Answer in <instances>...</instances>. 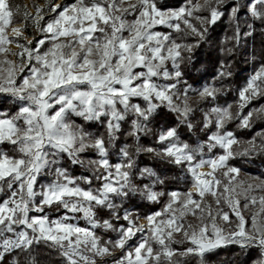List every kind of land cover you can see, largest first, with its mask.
<instances>
[{"label": "snow or ice", "instance_id": "6c2138e0", "mask_svg": "<svg viewBox=\"0 0 264 264\" xmlns=\"http://www.w3.org/2000/svg\"><path fill=\"white\" fill-rule=\"evenodd\" d=\"M229 4L233 21L244 7L253 21L264 24V0L243 5L239 0H188L175 9L159 0H47L34 6V14L25 8L16 26L20 6L0 0V94L11 99L14 109L0 108V262L16 254L36 264L32 253L44 245L58 251L62 264H103L117 251L121 255L114 264H182L185 257L203 258L237 245L256 250L253 264H264V181L245 184L230 163L264 153V130L247 141L229 130L233 123L251 129L264 121V104L253 106L264 100V64L237 89L232 104L217 103L223 90L214 85L196 92L207 105L200 109L205 140L190 144L177 128L162 126L154 133L158 147L140 144L160 109L175 113L179 124L193 130L197 109L189 102L191 85L179 91L181 65L191 60ZM29 21L39 39L25 35ZM248 28L245 37L252 35L253 25ZM233 39L240 43L238 24ZM224 68L220 79L231 76ZM93 124L104 131L90 133L86 125ZM125 124L123 134L133 143H125L119 162L113 163L110 148ZM89 151L95 158L81 159ZM141 152L180 169L188 189L155 190L163 181L137 166L134 157ZM63 158L93 175H71L60 166ZM48 176L52 179L41 184ZM137 179L151 182L141 187ZM136 194L152 204L167 200L159 210L138 216L124 208ZM105 211L108 219L100 215ZM52 212L60 214L53 217Z\"/></svg>", "mask_w": 264, "mask_h": 264}, {"label": "trees", "instance_id": "16d2710c", "mask_svg": "<svg viewBox=\"0 0 264 264\" xmlns=\"http://www.w3.org/2000/svg\"><path fill=\"white\" fill-rule=\"evenodd\" d=\"M65 3L68 0L64 1ZM162 5L168 8H179L185 5L188 0H159ZM196 0H193L195 3ZM247 0H239L241 5L245 4ZM222 11L224 15L217 21V23L211 26L204 38L200 41L198 46L195 47L191 53V60H186L181 65V70L184 73L183 81L179 85L180 92L186 85H191V89H201L205 85H214L217 88H221L223 93L219 97L217 103L220 105L232 104L237 98V89L242 87L246 80L257 70L262 64H264V24L259 21H253L248 15L247 9L241 7V10L237 14L238 19L233 21L230 18L231 4L226 5ZM207 13H204L206 15ZM21 17H16V22H20ZM195 23V21H193ZM237 24L241 30V40L237 45L233 39ZM253 25L252 35L243 36L244 32L249 31L248 25ZM167 31H170L167 29ZM30 37L32 34L28 31ZM174 38L175 37L174 35ZM183 43L196 44L197 41L192 37H179ZM231 49V51H229ZM186 56L188 54H185ZM222 64L225 66L224 70L231 72V76L220 79L219 71ZM186 82V83H185ZM12 101L9 97L0 94V108L11 109ZM193 108L197 109L192 116V123L194 125L193 130L189 131L188 128L179 124L175 113L169 112L167 109L158 110L154 119L148 124V127L152 130L148 134H141L140 144L144 147H158L155 144L154 133L158 132L163 126L164 128H177V131L181 139L190 144H195L206 139V135L201 131V117L202 112L200 109L206 108L207 105L200 103L199 100L191 103ZM260 104H264V100L255 102L253 106L258 107ZM77 122L79 118H76ZM87 130L93 134H99L104 129L99 125H86ZM229 130L233 131L236 137L241 141H247L256 136V133L264 130V121H256L251 129H237L235 123L229 125ZM128 131V124L123 126L122 134L119 135L118 140L110 148V159L113 163H117L120 160L119 150L125 143L132 144L131 138H126L123 133ZM95 158V153L89 151L81 155V159ZM137 161L139 168H149L157 174L159 179L163 181L162 184H157L155 190L169 192L172 190L186 191L190 186L185 180L184 173L165 162L155 158L150 153L141 152L134 157ZM230 163L240 170V174H247L256 178L264 180V153H253L248 156H238ZM60 166L66 167L69 173L74 176H92L93 173L80 165H72L63 158L60 160ZM52 179V177H45L40 180L46 182ZM136 182L143 187L144 184H149L151 181L144 179L141 183L140 179ZM42 183V182H41ZM99 181H93V187L98 186ZM167 197L162 198L161 204H152L143 199L139 194L132 196L128 201H125L124 208L132 211L135 215L143 216L151 211H157L162 207L163 201H166ZM119 203V201H117ZM60 213L52 212L50 215L53 217ZM103 219H108L107 212L100 214ZM83 225L84 222L80 221ZM99 235H103L104 239H108V235H104L102 231L98 232ZM113 238L115 233L110 234ZM173 247L178 250H182L186 245H174ZM121 253L116 252L115 256L105 258L103 264H114V260L120 257ZM258 252L256 250H242L237 245H227L217 248L211 252L205 253L203 258L197 256L185 257L182 264H253V261L257 258ZM36 264H62V258L58 251L49 249L44 245L37 246L33 253ZM19 259L20 264H27V257L24 255L17 256L16 254H9L5 256L4 260L0 264H13L15 260ZM179 259V258H178Z\"/></svg>", "mask_w": 264, "mask_h": 264}, {"label": "rangeland", "instance_id": "374dc122", "mask_svg": "<svg viewBox=\"0 0 264 264\" xmlns=\"http://www.w3.org/2000/svg\"><path fill=\"white\" fill-rule=\"evenodd\" d=\"M46 2H47V0H10V3L13 5L14 8L17 5L20 6L21 15H19V17H21L22 20L20 22H15L16 26H19V24L23 22V15L22 14L25 11V8L27 9L28 13L34 14L35 13L34 6H44V5H46ZM55 2L59 3L60 0H55ZM70 2H71V0H68V2H66V3H70ZM200 2H203V0H200ZM47 18L48 17L46 16L45 19H47ZM159 30L167 32V29H165V28H160ZM28 31L32 34V37H36L37 39L40 38V34L32 26L31 21L28 22V28L26 29V32H25V35L29 39H31L32 37H30ZM183 89H182L181 93L183 92ZM198 90L199 89H192L191 91H189L188 95H189V102L190 103L199 100L198 96L196 95V92ZM179 91H180V87H179ZM238 180L245 182V184H247V183L259 184L262 181H264L262 179L254 177V176H250V175H247V174H240V173L238 175ZM41 182H40L41 184L46 183V180L45 181L42 180ZM209 200H211V197H209ZM241 203H243V198H241ZM226 210H227V208H226ZM243 214L245 215V217H249L251 213H250V211L245 210L243 212ZM189 219H192V218L189 217ZM231 220L235 222L236 221V217L234 215H232L231 216ZM221 223H223V222L221 221ZM117 252H119V251H117Z\"/></svg>", "mask_w": 264, "mask_h": 264}]
</instances>
